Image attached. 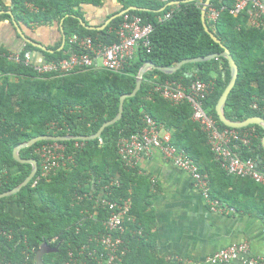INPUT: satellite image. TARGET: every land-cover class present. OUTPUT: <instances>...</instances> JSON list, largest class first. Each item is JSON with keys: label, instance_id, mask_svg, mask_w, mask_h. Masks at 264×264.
I'll list each match as a JSON object with an SVG mask.
<instances>
[{"label": "trees", "instance_id": "16d2710c", "mask_svg": "<svg viewBox=\"0 0 264 264\" xmlns=\"http://www.w3.org/2000/svg\"><path fill=\"white\" fill-rule=\"evenodd\" d=\"M174 2L180 3L174 5ZM204 2L116 0L120 9L97 28L134 7L137 10L127 14L152 26L149 48L139 44L134 58L120 73L87 69L64 76L56 73L40 76L34 71L38 59L58 63L73 52H79L77 45L70 42L74 35L90 37L101 48L117 43L116 31L124 14L110 21L103 30L91 31L80 23L89 26L82 9L84 6L100 8L104 0H0V12H3L0 21H8L13 26V16L20 29L55 26L60 31L61 27L65 36L62 48L61 35L55 45L46 46L47 51L23 40L17 52L0 46V194L16 188L31 172V165L14 160L13 150L17 146L43 136L95 135L104 123L117 115L120 97L133 91L136 75L143 65L152 63L170 68L185 59L222 53L220 46L204 31L201 21ZM236 2L210 0L206 12L209 30L230 51L238 67V77L224 114L233 122L251 117L264 119L261 111L252 109L253 104L259 109L264 107V16L256 18L252 24L256 14L252 4L234 16L230 11ZM210 9L219 13L215 22L207 18ZM14 54H19L17 63L10 59ZM27 57L30 63L25 65ZM197 80L214 84L211 93L203 99L202 108L220 129H230L219 122L215 112L230 81L228 63L219 58L185 64L173 75L157 70L147 72L136 96L124 101L121 119L106 128L98 139L40 141L22 149L20 157L37 161L38 170L26 187L0 200V233H3L0 263L35 264L37 251L46 243L57 248L56 253L43 256L46 264H66L71 260L76 264H105L109 251L98 240L109 234L121 242L117 249V256L121 257L119 264H182L153 255L151 188L146 178L140 176L139 167H126L118 155L119 140L141 134L144 115L170 131L171 144L185 151L200 172L208 175L212 199L241 216L264 221V185L226 174L210 151L206 133L192 121L191 104L184 101L173 105L154 91L165 82H175L188 90ZM251 129L257 134L251 146L239 145L237 150L232 149L242 159H253L261 167L264 166L262 129L249 126L236 130ZM46 145L59 146L61 150L57 153L64 157L65 166L55 173L44 172L42 159L37 154V150ZM99 197L116 203L130 200L131 208L122 232H110L105 228L109 211L95 208V200ZM12 203L23 207L21 218L7 213V206Z\"/></svg>", "mask_w": 264, "mask_h": 264}, {"label": "built area", "instance_id": "2783aa9c", "mask_svg": "<svg viewBox=\"0 0 264 264\" xmlns=\"http://www.w3.org/2000/svg\"><path fill=\"white\" fill-rule=\"evenodd\" d=\"M159 1L167 2L168 0ZM248 4H252L256 9L255 18L252 20V24H254L256 18L264 16L263 1L237 0L233 10L230 12L235 16L243 11ZM218 15L219 13L215 9H210L207 18L210 22H215ZM151 33V25L142 24V20L139 17L125 13L116 31L118 37L117 43L101 48L99 45L96 46L90 37L80 38L74 35L71 37L70 42L73 45H77L79 49L78 53L73 52L68 59L58 63H47L38 59L34 71L40 76L50 73L64 76L87 69L120 73L124 66L134 58L139 44L149 48ZM147 52L149 53V49H147ZM11 57L10 59L16 63L20 61L19 54H14ZM29 63L30 61L27 57L25 65ZM213 85L212 83L205 84L197 80L186 90L182 85L175 82H165L156 86L154 91L173 105H178L184 101L191 104L193 109L192 121L197 123L201 130L206 133L210 151L226 174L238 178H248L259 185H264V166L258 167L257 162L253 159H242L233 150L234 148L237 150L239 145L245 147L251 146L253 140L257 138L255 130L238 132L235 129H220L214 119L203 110L202 101L211 93ZM252 109L261 111L264 114V107L259 109L257 104H253ZM143 123L144 128L140 135L119 140L117 143L118 155L126 167H138L141 158L150 156L153 151H157L165 160L191 176L194 186L201 192L203 199L212 211L219 213L234 212L233 209L211 198L208 175L200 172L199 167L185 151L171 144L170 131L165 130L148 115H144ZM60 150L61 148L57 145H46L37 150V154L42 159V169L47 174L55 173L58 169L65 166L64 157L57 153ZM95 208L108 209L109 216L107 221H104L105 228L108 231L119 230V232H122L124 219L131 208V202L128 199L116 203L109 201L107 197H99L95 200ZM261 233L264 246V229L261 230ZM0 237H3V233H0ZM98 241L102 247L109 251L105 264H119L121 257L117 256V249L120 246V240L108 234L101 237ZM247 254L248 246L246 243L233 244L211 254L207 257L205 263L223 264L243 258L245 264H264V256L253 258L249 255L247 256ZM245 256L247 258H244ZM66 264L76 263H72L71 260Z\"/></svg>", "mask_w": 264, "mask_h": 264}, {"label": "crops", "instance_id": "0c3cea01", "mask_svg": "<svg viewBox=\"0 0 264 264\" xmlns=\"http://www.w3.org/2000/svg\"><path fill=\"white\" fill-rule=\"evenodd\" d=\"M119 9L116 0H104L102 7L84 6L82 12L89 26L97 28ZM21 31L26 38L45 47L55 45L61 37L55 26L33 30L21 27ZM21 42L14 26L8 21H0V46L9 52H17ZM138 167L153 194L149 208L154 215V256L182 264H203L214 252L237 243H246L248 255L253 258L264 256L263 220L235 212L212 211L191 176L157 151L141 158ZM6 211L15 218L23 216V207L15 203L9 204ZM243 260L239 258L228 264H245Z\"/></svg>", "mask_w": 264, "mask_h": 264}, {"label": "water", "instance_id": "95a60500", "mask_svg": "<svg viewBox=\"0 0 264 264\" xmlns=\"http://www.w3.org/2000/svg\"><path fill=\"white\" fill-rule=\"evenodd\" d=\"M190 1H194V0H189V1H185V2H190ZM180 2H174V5H178ZM209 3H210V0H206V2L203 4L202 6V9H201V21H202V25H203V28H204V31L210 36V38L220 46V48L223 50L222 53L220 54H214V55H210V56H207V57H200V58H194V59H185V60H182L181 62H179L178 64H176L174 67H159V66H155L154 64L152 63H147L145 65H143L137 75H136V81H135V88L133 89V91L130 93V94H125V95H122L119 99V109H118V113L117 115L110 121L104 123L101 128L98 130V132L91 136V137H75V136H68V137H57V136H43V137H37V138H34L26 143H23L19 146H17L14 150H13V158L16 162L20 163V164H29L31 165V172L29 174V176L20 184L18 185L16 188L12 189L11 191H8V192H5V193H2L0 194V200L1 199H4V198H8V197H11L15 194H17L22 188L26 187L32 180L33 178L35 177L36 173H37V170H38V163L37 161L35 160H25V159H22L20 157V151L22 149H26V148H30L31 146H33L34 144L40 142V141H52V142H63V141H92V140H95V139H98L100 138L102 132L110 127V126H113L115 123H117L121 117H122V114H123V104H124V101L126 99H129V98H133L136 96V94L138 93V91L140 90L141 88V84H142V81H143V77L144 75L151 71V70H157L163 74H166V75H173L175 74L176 72H178L181 67L185 64H188V63H202V62H208V61H211V60H217L219 58L221 59H225L228 63V66H229V70H230V81L227 85V87L225 88V90L223 91V93L221 94L217 104H216V107H215V112H216V115L218 117V120L219 122L227 127V128H230V129H243V128H246V127H249V126H257L259 128L262 129L263 131V137L261 139V148L262 150L264 151V119L261 118V117H251V118H248L244 121H241V122H233V121H230L228 120L226 117H225V114H224V108H225V105H226V102H227V99H228V96L230 94V92L232 91V89L234 88L235 86V83H236V80H237V77H238V67L230 53V51L221 44V42L216 38V36L209 30V27H208V24L206 22V12H207V9L209 7ZM137 10L136 8L134 7H131L125 11H122L120 12L119 14H117V16H114L112 18H110L103 27H100V28H96V27H90V26H86L82 21H80L81 25L86 29V30H97V31H100V30H103L108 24L110 21L114 20L116 17H119V16H122L123 14L127 13L128 11H135ZM0 13H3V12H0ZM9 15H11V12H7ZM12 20H13V26L15 27L17 33L19 34L20 38L26 42V43H29L31 45H33L34 47L42 50V51H47L46 47L43 46V45H40L38 43H33L31 40H29L28 38H26L21 29L19 28L18 24L16 22H14V17L12 16ZM60 32H61V35H62V44H61V48L64 46L65 44V36H64V32H63V29L60 27ZM57 252V248H51L48 244H43L40 249L37 251L36 255H35V264H46L44 263L43 261V256L45 255H48V254H53V253H56Z\"/></svg>", "mask_w": 264, "mask_h": 264}, {"label": "clouds", "instance_id": "9594fccd", "mask_svg": "<svg viewBox=\"0 0 264 264\" xmlns=\"http://www.w3.org/2000/svg\"><path fill=\"white\" fill-rule=\"evenodd\" d=\"M236 130V129H235Z\"/></svg>", "mask_w": 264, "mask_h": 264}]
</instances>
